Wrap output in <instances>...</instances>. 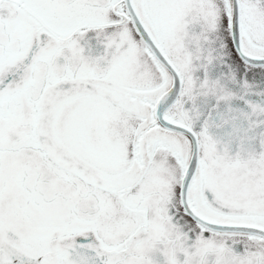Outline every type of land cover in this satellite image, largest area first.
I'll return each instance as SVG.
<instances>
[{
  "label": "snow or ice",
  "instance_id": "1",
  "mask_svg": "<svg viewBox=\"0 0 264 264\" xmlns=\"http://www.w3.org/2000/svg\"><path fill=\"white\" fill-rule=\"evenodd\" d=\"M0 264H264V0H0Z\"/></svg>",
  "mask_w": 264,
  "mask_h": 264
}]
</instances>
